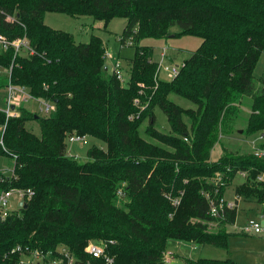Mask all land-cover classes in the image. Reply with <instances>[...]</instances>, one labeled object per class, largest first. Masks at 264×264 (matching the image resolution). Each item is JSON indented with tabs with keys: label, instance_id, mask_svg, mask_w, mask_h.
Wrapping results in <instances>:
<instances>
[{
	"label": "trees",
	"instance_id": "16d2710c",
	"mask_svg": "<svg viewBox=\"0 0 264 264\" xmlns=\"http://www.w3.org/2000/svg\"><path fill=\"white\" fill-rule=\"evenodd\" d=\"M50 11L88 15L106 25L126 18L119 41L124 46L132 36L135 46L127 85L109 72L100 35L77 42L73 33L45 23ZM176 24L180 31L173 36H198L200 46L171 81L156 80L154 47L140 41L170 36ZM0 34L27 37L37 50L0 51V68L7 72L0 73V89L24 85L34 98L55 105L42 115L23 104L8 119L0 110V155L15 160L14 175H0V192L33 190L18 212L0 217V264L20 263L21 252L13 251L18 245L56 256L62 244L77 264H104L85 251L88 240L102 238L115 241L107 247L115 264H165L173 239L227 247L229 236L237 234L227 229L237 209L219 230L210 231L204 222L213 217L202 191L213 190L217 172L224 180L220 194L241 171L246 180L235 194L264 203V179H258L264 156L225 149L211 157L219 129H233L244 97L251 105L243 132L264 131V73L258 87L254 73L264 52V0H0ZM173 93L196 108L172 101ZM157 107L166 113L170 133L156 128ZM145 120L151 139L140 132ZM29 121L40 125L39 134ZM72 132L105 146H90L89 159L80 163L66 154L65 137ZM119 189L126 198L122 205ZM188 264L237 263L197 258Z\"/></svg>",
	"mask_w": 264,
	"mask_h": 264
},
{
	"label": "rangeland",
	"instance_id": "374dc122",
	"mask_svg": "<svg viewBox=\"0 0 264 264\" xmlns=\"http://www.w3.org/2000/svg\"><path fill=\"white\" fill-rule=\"evenodd\" d=\"M44 19L45 23H47L49 26H52L53 28L60 29L63 31L67 30L73 33L77 42L88 41L93 34L100 35L103 38L104 44H107V49L109 50H107L109 55L106 56L107 68L109 72L112 71V67L115 64V60L119 59L120 62L122 61L124 64L122 68L125 72V76L129 78L131 65H129L128 60H130L131 57L134 55L135 46L128 44L122 46L118 37V35L122 33L121 31L126 25V18L115 17L110 20L109 24L106 25L104 21L94 20V18L88 15L71 16L67 13L64 14L61 12L50 11L46 13ZM169 30H171L170 36L160 38L146 37L141 39L140 43L154 47L152 58L153 61H157V59L160 57V51H162L163 48L166 47L169 63L172 64L177 62L181 65L183 64L184 60L187 59L192 54V52L200 46L202 38L192 34L173 36L172 34L174 32L180 31V27L177 24L171 26ZM23 48H27V46L23 45ZM23 48L21 50L23 53H25L26 50H24ZM261 57L262 58L259 64L254 70L256 87L260 85L259 79L260 76H262V74L264 73V52L262 53ZM0 73H5L2 68H0ZM5 74L7 76V72ZM162 76L166 77L164 73L161 74L162 80L168 79L163 78ZM167 81H171V79ZM0 94L1 97H4L5 90L0 89ZM169 98L185 108H196V105H194L191 100L186 99L185 97H182L175 93L170 94ZM250 101L251 100L249 96L243 98L241 110L239 112V115L236 117L237 121L235 119L233 122L234 126L231 131L225 130L226 127H222L219 129V141L215 143L211 152V157L213 159H217L225 151V149L234 153L236 152L246 154L250 152H255L258 150L257 147H260L261 144L264 145V135L262 136V132H255L249 135H247L245 132H240V130H243L247 127V117L251 105ZM41 104V102L35 100H29L25 103V105L29 107L30 110L37 113L39 112L42 115H48L47 112H43L39 109ZM0 105H3V101H0ZM155 114L157 121L156 128L164 133H170L171 128L169 121H167L166 113L160 107H157L155 109ZM184 120H186V122L190 124V120H188L186 117H184ZM147 122L148 121L146 120L144 121V124L140 128V132L143 137L151 139L145 133V127L147 125ZM27 125L29 128H32V130L36 134L40 133V125H38L35 121H29L27 122ZM156 143L158 142L156 141ZM95 144L98 146H105L103 140L94 138L91 135H88L82 141H70L69 145L72 150L71 156H75V158L80 163H83L89 159L86 150L90 146ZM260 148H263V146ZM7 160L10 159L7 158ZM244 180L245 178L241 176H236L235 180L233 181V184L231 183L232 185L230 186V189L233 190L237 184H240ZM117 197V202L119 205H122L124 201H126V198L123 195L117 194ZM10 201L12 209H18L19 201H17V195L15 193L11 195ZM18 211L19 210H15L14 212ZM254 213L255 212L253 211H242L241 214H239L238 222L243 223L245 218L255 215ZM228 239V246L223 248L217 247L212 244L204 245L200 243H197V246L193 247V242L190 243L184 241L182 242V244L184 243L183 248L181 247L182 249L180 248V250H178L179 253L175 250V247L179 244L178 239L170 240L168 249L172 248L176 253H178V256H176L172 262H166L165 264H188L186 260H195L197 258H232L237 264H264V241L259 238V236L254 234L246 235L242 233H237L231 234ZM181 254L183 257L180 256Z\"/></svg>",
	"mask_w": 264,
	"mask_h": 264
},
{
	"label": "built area",
	"instance_id": "2783aa9c",
	"mask_svg": "<svg viewBox=\"0 0 264 264\" xmlns=\"http://www.w3.org/2000/svg\"><path fill=\"white\" fill-rule=\"evenodd\" d=\"M126 44L132 45L133 44V37L130 36L126 40ZM23 45H26L27 48H23ZM13 47L16 50V53H23L22 48L26 50L24 54H35L37 50H34L32 47L29 46V39L26 37H21V39L17 40H11L8 38V36L0 34V51L5 52L6 49ZM109 53L106 50L104 56H108ZM167 48H163L162 51H160V57L157 59V69L155 72V79H162L161 74L164 73L167 80L174 78L181 66L183 64L179 63H169L168 57H167ZM155 61V60H154ZM124 64L119 59L115 60V64L112 67L111 73H115L116 76L120 79L123 85H127L128 77L125 76V72L123 70ZM125 76V77H124ZM168 76V77H167ZM5 94L4 97L0 96V101H3V105H0V110L4 111L7 115V119L9 116L17 115V111L15 108L17 106H21L28 102L29 100H35L41 102L40 110L45 111L49 114L54 111L55 105L54 103L50 101H46L43 99H36L34 98L30 92L29 89L22 85H17L13 83L7 84V86L4 88ZM136 104H140L139 99L136 98L134 100ZM5 129V126H1V132ZM1 135V134H0ZM88 135H79L76 132H72L66 135V154L71 156V147L69 145V142H75V141H82L85 137ZM0 143L3 144L2 137H0ZM257 155L264 156V152L257 150L255 151ZM75 157V156H73ZM13 171V170H12ZM242 173L246 177L245 172H238ZM14 175V171L10 176ZM9 176V177H10ZM2 176H0V179ZM258 179L263 180L264 174L259 175ZM214 183L215 187L212 191L209 190H203L202 194L207 197L209 200V209L210 214L213 217L212 219H207L204 221L208 225V229L210 231H216L222 228L224 224H220L222 219H225L228 212L231 210L237 209V216L233 223H229L228 230L234 233H242L246 235H257L262 238H264V203H260L261 211L257 213L256 215H252L250 217L245 218L243 223L238 222V213H239V202L242 196L236 194L234 198H228L226 194L219 192V188L221 185L224 184V180L222 179L221 172H217L214 177ZM15 193L17 195V201H19V207L22 206L26 200V198H29L33 194V190L31 188L28 189H18V188H11L8 191H1L0 192V217L5 219L8 217V215H11V213H15V210L18 209H12L11 207V201L10 197L11 195ZM119 195H123V191L121 189L118 190ZM179 202V198L177 197L174 200V204L176 205ZM232 227V228H230ZM114 240H106V239H90L87 241V245L85 247V251L88 252L92 257L94 258H104V264H115V258L110 255L107 252V247L109 244H113ZM19 250L21 252V258L19 264H77V259L74 254V252L70 249V247L66 244H62L58 247L57 255L53 256L50 252H43L40 249H29V247L24 248L22 246H17L13 249V251ZM166 252V250H165ZM164 252V256H165Z\"/></svg>",
	"mask_w": 264,
	"mask_h": 264
},
{
	"label": "crops",
	"instance_id": "0c3cea01",
	"mask_svg": "<svg viewBox=\"0 0 264 264\" xmlns=\"http://www.w3.org/2000/svg\"><path fill=\"white\" fill-rule=\"evenodd\" d=\"M105 26V25H104ZM121 34V33H120ZM119 34V35H120ZM119 35H118V37H119ZM103 39V38H102ZM104 46L106 47V50H108L107 48V44H104ZM109 51V50H108ZM262 56V55H261ZM129 58V57H128ZM262 58V57H261ZM261 60V59H260ZM128 62H129V65H131V62H130V60H128ZM260 62V61H259ZM259 64V63H258ZM257 64V65H258ZM261 77V76H260ZM236 121H237V119H236ZM235 124H236V122H235ZM233 126H234V124H233ZM240 132H243V130H240ZM259 132H262V136L264 135V131H259ZM263 146V148H260V147H262ZM260 147H257V149L258 150H260V151H262V152H264V145L263 144H261V146ZM7 158H9L10 160H7ZM14 163H15V160H14V158L13 157H7V156H5V155H0V175H6V176H10L12 173H13V167H14ZM236 176H241V177H243V178H245V176L242 174V173H237L236 174ZM235 176V177H236ZM234 180H235V178H234ZM233 180V181H234ZM245 180H246V178H245ZM244 180V181H245ZM243 181V182H244ZM243 182H241V183H243ZM232 184H233V182H232ZM232 184H230V185H228L227 186V188L225 189V192H224V194H226V196L228 197V198H234L235 196H236V194H235V188L232 190V189H230V186L232 185ZM238 185V184H237ZM236 185V186H237ZM257 206V207H256ZM260 203L259 202H257L255 199H253V198H251V199H247V198H245V197H241V199H240V202H239V213H238V217H239V214H241V212L242 211H244V212H248V211H253V212H255L254 214L256 215L257 213H259V211H261V209L262 208H260ZM259 238H261L263 241H264V238H262V237H260L259 236ZM179 241V244L175 247L176 249V252H178V250H180V248L182 247L183 248V244H182V242H184L183 240H178ZM169 242H170V240H169ZM190 243H192V242H190ZM168 246H169V243H168ZM168 246H167V248H166V252H165V263L166 262H172L173 261V259L176 257V256H178V253H176L172 248H169L168 249ZM171 246V245H170ZM192 246L193 247H196L197 246V243L196 242H193V244H192ZM181 248V249H182ZM180 256H182V254L180 255ZM183 257V256H182ZM187 261V263H188V260H186Z\"/></svg>",
	"mask_w": 264,
	"mask_h": 264
},
{
	"label": "water",
	"instance_id": "95a60500",
	"mask_svg": "<svg viewBox=\"0 0 264 264\" xmlns=\"http://www.w3.org/2000/svg\"><path fill=\"white\" fill-rule=\"evenodd\" d=\"M27 204H25V207H26Z\"/></svg>",
	"mask_w": 264,
	"mask_h": 264
}]
</instances>
